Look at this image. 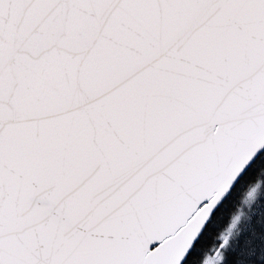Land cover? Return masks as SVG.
Returning <instances> with one entry per match:
<instances>
[{
	"label": "snow or ice",
	"instance_id": "6c2138e0",
	"mask_svg": "<svg viewBox=\"0 0 264 264\" xmlns=\"http://www.w3.org/2000/svg\"><path fill=\"white\" fill-rule=\"evenodd\" d=\"M0 264H264V0H0Z\"/></svg>",
	"mask_w": 264,
	"mask_h": 264
},
{
	"label": "trees",
	"instance_id": "16d2710c",
	"mask_svg": "<svg viewBox=\"0 0 264 264\" xmlns=\"http://www.w3.org/2000/svg\"><path fill=\"white\" fill-rule=\"evenodd\" d=\"M256 179H258V176H252V177H249V183H252V182H254ZM229 212H230V210H229ZM213 239V237H209L208 238V240L206 241V243H205V247L206 248H210L211 247V240ZM207 254V252L205 251V252H203L202 254H200V255H195L194 257H193V261L194 262H196V261H200V262H202V259H203V255H206Z\"/></svg>",
	"mask_w": 264,
	"mask_h": 264
}]
</instances>
